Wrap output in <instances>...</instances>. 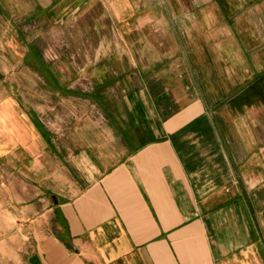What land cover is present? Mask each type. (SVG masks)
Masks as SVG:
<instances>
[{
  "label": "crops",
  "instance_id": "1",
  "mask_svg": "<svg viewBox=\"0 0 264 264\" xmlns=\"http://www.w3.org/2000/svg\"><path fill=\"white\" fill-rule=\"evenodd\" d=\"M0 52V258L264 264V0H0Z\"/></svg>",
  "mask_w": 264,
  "mask_h": 264
},
{
  "label": "rangeland",
  "instance_id": "2",
  "mask_svg": "<svg viewBox=\"0 0 264 264\" xmlns=\"http://www.w3.org/2000/svg\"><path fill=\"white\" fill-rule=\"evenodd\" d=\"M27 38H30L31 37V35L30 36H26ZM46 39H47V41H50V42H55V41H57L58 43L59 42H63L64 41V43L66 42V41H68L69 43H76V41H75V39H76V37H75V35L73 36V38H71V36H69L68 34H66V33H64V35L63 36H57V35H55V34H50V35H46ZM74 40V41H72V40ZM63 49V48H62ZM1 53V52H0ZM10 70L11 71H14V72H16L17 71V68L16 67H14V68H10ZM14 74H16V73H14ZM12 245L13 244H11V243H9V244H6V247H8V248H5V249H1L2 250V252H4V254L6 253V250H7V252L8 251H11V248H12ZM1 257V256H0ZM14 262H16V261H12V260H5V259H2V258H0V264H14Z\"/></svg>",
  "mask_w": 264,
  "mask_h": 264
}]
</instances>
